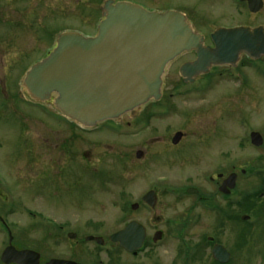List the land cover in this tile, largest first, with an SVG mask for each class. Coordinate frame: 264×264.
I'll list each match as a JSON object with an SVG mask.
<instances>
[{
    "label": "rangeland",
    "instance_id": "1",
    "mask_svg": "<svg viewBox=\"0 0 264 264\" xmlns=\"http://www.w3.org/2000/svg\"><path fill=\"white\" fill-rule=\"evenodd\" d=\"M106 1L131 3L159 13L183 12L202 35L210 28V6L206 0H0V191L2 187L8 189L24 205L30 203L29 191L15 188L12 183L14 178L28 182L30 151L29 146L17 144L9 112L19 114L22 120L16 118L24 120L28 131L31 125L45 128V121L41 123L28 115L30 106L24 103L23 78L31 66L47 57L62 33L94 37ZM189 59L185 56L166 67L161 100L141 109L137 115L139 124L127 128L129 119L123 117L115 122L114 135L84 137V166L89 170L94 166L101 175L95 186H85L87 191L92 188L88 198L97 205L94 219L100 223L101 231L109 234L132 220L141 224L148 236L159 231L166 238L177 239L179 235L199 241L217 233L233 255L230 264H264V76L242 71L250 79L240 88L237 82L219 76V70L186 86L180 83L177 69ZM259 66L262 71L264 65ZM169 95L173 98L168 99ZM48 123L54 141L56 128ZM176 132L182 133L183 138L176 150L169 151L164 142L168 141L171 147ZM253 132L262 138L259 148L249 142ZM32 134L31 130L29 142ZM71 151L76 154V144ZM137 151L143 153L139 161L135 159ZM13 158L18 160L11 165ZM219 173L237 176L235 194L227 202H235L241 196L245 199L241 207H229L223 229L215 213L206 211L203 201H199V197L212 195L215 202L221 203L215 186L208 180ZM87 183L85 180L83 184ZM188 188L196 189L198 195L185 194ZM148 190L155 191L154 208L147 213L130 210ZM253 192L258 193L257 197L247 199ZM3 205L0 199V214L15 225L19 246L32 247L44 235L45 228L34 225V218L29 216L31 207L6 213ZM53 205L57 211L51 210V204L47 210L40 209L43 218L63 219L66 214L60 205ZM243 215L249 217L247 222H240ZM1 239L7 238L0 234V252L5 246ZM158 253L168 264L173 246L166 244L156 256ZM125 260L118 257L120 263Z\"/></svg>",
    "mask_w": 264,
    "mask_h": 264
},
{
    "label": "flooded vegetation",
    "instance_id": "2",
    "mask_svg": "<svg viewBox=\"0 0 264 264\" xmlns=\"http://www.w3.org/2000/svg\"><path fill=\"white\" fill-rule=\"evenodd\" d=\"M206 1L210 6L208 10L210 16V18H208L210 25L208 24V26H210V28L206 35H202L196 30L194 24L188 20L185 13L176 11L184 16L194 33L202 37L203 47L210 49L215 48L214 39L212 37L215 36L218 31L226 32L229 30L247 28L250 30L260 29L264 34V0ZM214 5L216 6V10L219 9L217 14H215L216 10H214ZM215 39L219 40L220 37H216ZM221 41L228 46H239V39L233 36L223 35L221 36ZM185 56L190 59L184 61L179 68L196 59L194 52H188L180 55L173 62ZM259 64L264 65V56L253 59L244 52H239L234 64L211 67L208 70V74L196 77L194 82L201 78H208L211 74L220 70V73H218L219 76L235 81L238 87L243 88L249 83L250 77L246 76L242 71H250L255 77L258 75L260 76V74L264 76V69L261 71ZM179 68L177 69L179 81L181 84H184L183 79L179 75ZM24 95V103L30 106L27 107L30 111L28 115L33 119L37 118L41 123L45 121L43 123L45 126L44 129L31 125L28 131V126L24 123V120L21 121L20 115H16L11 111L9 112L12 124L16 126H13V129H16L17 132V144L29 146L30 151L28 163L30 177L28 182L14 178L12 185L14 184L13 187L15 188L21 187V189L25 191L27 188L30 193V203L29 205L20 203L19 199L16 200L14 196L11 195L10 191L3 187L0 191V199H2L4 204L2 211L6 213H14L20 209H27L30 206L29 216L34 218V225L36 227L45 228V232L44 235H41L33 242L32 247L28 249L21 248L19 246V239L15 237V225L10 224L6 220L4 214H0V234L7 238L1 239L5 246L2 248L0 256L6 248L12 247L16 252L30 251L32 254V264L33 261L35 264H49L51 262H55L54 264H164L162 254L161 256L159 253L158 256H156V254L166 244H169L173 246V257L168 264H193L197 261L201 264H222L214 259L213 250L215 247H220L229 254V259L224 264L231 263L233 255L227 250L224 243H222V239H218L217 233L213 236H207L205 239H200L199 241L185 239V236H177V239L176 236H173L170 238L167 237V239L162 236L159 231L155 232L152 236H148L146 229L140 224L145 232V238L141 248L136 252H126L120 248L118 243L111 240V236L120 231V229L110 234L108 231L105 232L106 230L104 231V229L101 231L99 227L100 223L94 219L93 215L94 212L97 211V205L92 203L88 198L90 195L88 192L92 191V188L87 191L85 186H95L96 180L99 179L101 175L94 166L90 170L88 167L84 166L85 161L82 145L85 136L101 135V133H106L109 136L114 135L117 124L105 122L94 128H85L62 116L52 105L47 106L52 103V100L45 103H37L26 94ZM172 98L173 95H169L168 99ZM150 103L153 104V102ZM140 111L141 110L128 113L124 116L129 119L125 127L132 128L135 124H139L137 120L140 116ZM137 115L139 116L137 117ZM16 116H19L21 120L16 118ZM144 120L145 119H141L140 121L143 122ZM48 122L54 124L56 128V130H54L56 133L55 137L52 138L54 141H52L50 137L53 131L52 126L48 128L50 125ZM31 130L33 134L29 142ZM41 131H43V133H40ZM180 142L181 140L178 144H172L171 140L170 147L168 146V141H165L164 146L169 151L176 150ZM75 144L77 147L76 154L71 151ZM137 153H140V157H137ZM59 154L61 155L59 156ZM142 157L143 153L141 151L135 153V159L138 161L141 160ZM17 160L18 158H13L9 164L13 165ZM59 164H63L61 168H59ZM231 174L225 175L219 173L214 177L208 178L209 182L215 186L216 196L219 197L221 203L215 202V198L212 195L204 198L199 197L200 202H207L206 204L204 202L206 211L215 213V217L220 219L222 229L227 222L229 207L239 208L244 202L241 196L235 202L228 203V200L235 194V189L238 185L237 177L235 180V189L230 192V194L222 195L219 192V188ZM85 180H88L89 183L84 185L83 183ZM22 184H24V187L21 186ZM148 192L149 190L140 196L139 204H132L136 205V209L132 211L141 209L147 213L154 208L156 194L153 207H149L142 203L144 195ZM193 195L197 196L198 193ZM53 203H55L56 206L60 205L62 212L66 214H64L65 217L63 219L53 221L43 218V213H41L40 209L47 210L48 208L46 207L48 204H51V210L54 209L53 211H57ZM157 233L159 236H155ZM191 241H193V244L189 245L188 242ZM176 245L178 249L177 252ZM176 255H178L177 259ZM119 256L125 257L126 260L120 263L118 261ZM101 258L103 260H101ZM0 264L3 263L0 261Z\"/></svg>",
    "mask_w": 264,
    "mask_h": 264
},
{
    "label": "water",
    "instance_id": "3",
    "mask_svg": "<svg viewBox=\"0 0 264 264\" xmlns=\"http://www.w3.org/2000/svg\"><path fill=\"white\" fill-rule=\"evenodd\" d=\"M102 16L94 37L77 33L59 35L52 51L31 66L22 81L32 100L39 103L52 100L54 108L64 117L84 127L118 120L150 100L158 101L166 66L183 53L196 55L195 61L179 69L185 83L206 74L211 66L234 64L239 52L253 59L264 56V34L260 29L218 31L212 37L215 48L210 49L203 47L202 37L193 32L184 16L174 11L149 12L131 3L106 1ZM223 35L238 38L239 46L225 45L221 41ZM181 137L176 133L172 144H177ZM250 143L260 147L262 138L251 133ZM235 180L236 175H230L219 192L229 194ZM187 193L196 190L189 189ZM142 202L153 207L154 192H148ZM241 220L247 221L248 217ZM144 236L143 227L130 222L113 234L111 240L131 252L141 247ZM31 255L30 251L16 252L8 247L1 261L32 264ZM213 256L221 263L229 259V254L220 247L214 248Z\"/></svg>",
    "mask_w": 264,
    "mask_h": 264
}]
</instances>
